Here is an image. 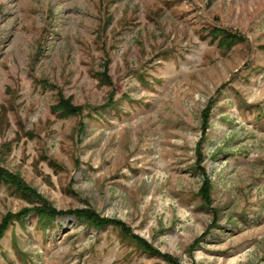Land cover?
Returning <instances> with one entry per match:
<instances>
[{
  "label": "rangeland",
  "instance_id": "1",
  "mask_svg": "<svg viewBox=\"0 0 264 264\" xmlns=\"http://www.w3.org/2000/svg\"><path fill=\"white\" fill-rule=\"evenodd\" d=\"M0 169V264H264V0H0Z\"/></svg>",
  "mask_w": 264,
  "mask_h": 264
},
{
  "label": "trees",
  "instance_id": "2",
  "mask_svg": "<svg viewBox=\"0 0 264 264\" xmlns=\"http://www.w3.org/2000/svg\"><path fill=\"white\" fill-rule=\"evenodd\" d=\"M219 33L220 32H218V34ZM236 37L237 36H235V35L224 34V38H223L222 42H220L221 43L220 46L221 47L226 46L227 48H230V46H233L235 43H238L240 41L239 38H236ZM59 109H61L63 114H66V115H70V114L75 115V114L79 113V109L74 108L73 106L70 105L69 102H66V101L60 103ZM203 128H204V130H203V133H204L206 130L205 124H204ZM1 182L10 185L11 187L16 189L17 191H20L24 194L30 195V191L28 190V188L25 185L21 184V182L19 180H17L16 178H13L11 175L5 173L4 171H2L0 169V183ZM203 189L204 188H202V191H203ZM205 192H206V190H205ZM205 192H201L203 194V197H205V194H206ZM35 210L38 211L39 214H45V215L50 216L51 218H53V217L55 218V217L64 215V213H62V212H59V213L55 212L54 210L45 206V208H42V209L24 210L22 212V214H20L18 216H13L12 218H14V219L15 218H22V216H25L26 214L31 213L32 211H35ZM72 215H74L77 218L83 219L84 222H86L88 225L93 226V227H101V226H106L107 224H110V221L101 220L97 216H95L93 213H91V212L89 213L87 211H81V212L76 211V212H73ZM3 230H4V226L0 228V236L3 234ZM124 235H127V232L125 229H124ZM141 243L143 245H145L143 242H141Z\"/></svg>",
  "mask_w": 264,
  "mask_h": 264
}]
</instances>
